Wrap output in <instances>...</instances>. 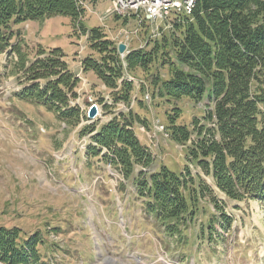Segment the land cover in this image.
Segmentation results:
<instances>
[{
	"label": "trees",
	"instance_id": "obj_1",
	"mask_svg": "<svg viewBox=\"0 0 264 264\" xmlns=\"http://www.w3.org/2000/svg\"><path fill=\"white\" fill-rule=\"evenodd\" d=\"M196 3L189 16H172L171 29L152 40V47L131 50L124 61L126 69L117 46L99 28L86 32L87 44L99 59L81 61L83 72L94 73L110 90L112 105L101 98L103 109L132 103L135 89L123 79L124 71L135 79L138 71L144 72L153 97L171 106L166 130L173 142L186 147L195 174L189 165L179 173L166 165L153 169L155 158L134 130L136 123L146 124L133 109L113 111L98 130L90 125L80 135L92 134L89 155L100 156L131 183L134 195L143 201L144 214L181 243L189 240L188 231L205 204L215 210L208 222L211 234L217 225L232 227L215 191L231 201L257 200L264 206V0ZM84 4V0H0V56L19 51L10 43L12 25L63 16L81 26ZM25 64L21 62L27 86L19 97L42 104L70 127L79 126L84 116L72 101L78 98L80 81L69 71L62 51L40 49L36 60L29 67ZM165 66L168 77L162 79L158 69ZM183 99L207 103L202 117H194L190 125L178 123L182 110L177 103ZM202 175L212 179V186ZM80 215L78 209L76 220L64 216L67 220L61 225L75 224L72 228L79 233ZM54 229L64 234L71 230L58 225ZM49 241L41 231L26 235L19 227L0 226V263H53L54 256L43 250L61 247Z\"/></svg>",
	"mask_w": 264,
	"mask_h": 264
},
{
	"label": "rangeland",
	"instance_id": "obj_2",
	"mask_svg": "<svg viewBox=\"0 0 264 264\" xmlns=\"http://www.w3.org/2000/svg\"><path fill=\"white\" fill-rule=\"evenodd\" d=\"M84 1L81 26L63 16L11 26L10 43L17 44L19 51L0 56V226L19 227L26 235L47 233L49 243L61 248L43 250L48 257L54 256L50 258L53 263L46 264H264V206L259 201H231L215 191L232 227L225 230L217 225L211 234L208 222L215 210L205 204L188 231L189 240L181 243L165 235L144 214L143 201L134 195L131 183L103 158L89 155L92 134L80 132L90 125L98 130L114 109H103L96 120L70 127L42 104L19 97L27 86L21 62L29 67L40 49L61 50L74 75L81 72V60L99 59L87 44L86 32L93 29H101L117 50L121 44L127 51L152 47L156 37L151 22L114 14L113 0ZM168 24H160L157 37L171 29ZM138 72L130 83L139 82L134 95L143 104L134 103L133 111L146 125L136 123L135 134L155 158L153 169L166 165L182 172L191 165L186 147L173 142L166 130V114L172 108L153 97L150 81L144 72ZM158 73L166 79L168 67L159 68ZM81 75L89 87L83 85L82 89L80 81L75 104L84 123L89 97L98 104L101 98L107 105L112 101L110 90L102 88L94 73ZM123 79L129 82L125 74ZM147 95L151 97L148 103ZM204 104L187 99L178 102L182 110L178 123L190 125L194 117H202ZM116 112L127 111L117 104ZM156 121L164 126V134L156 131ZM190 168L194 174L196 170ZM202 177L212 186L210 177ZM78 209L81 215L76 227L80 234L72 228L75 224L61 225L67 220L64 216L75 218ZM57 225L71 228L70 233H58L54 229Z\"/></svg>",
	"mask_w": 264,
	"mask_h": 264
},
{
	"label": "built area",
	"instance_id": "obj_3",
	"mask_svg": "<svg viewBox=\"0 0 264 264\" xmlns=\"http://www.w3.org/2000/svg\"><path fill=\"white\" fill-rule=\"evenodd\" d=\"M113 3V13L118 16L135 17V19L147 18L148 22L152 23V27L154 28L152 29V33L155 34L156 38H158L157 36H159L158 34L156 35V33L158 32L160 24L162 22L169 23L171 17L176 15L189 16L190 14H192L197 4L194 3L193 0H113ZM168 25V28H171V25ZM128 52L129 51L126 50L124 53ZM124 53L122 54V60ZM126 76L130 75L126 72ZM80 80L82 81V89H84L83 85L86 88L89 87V83L86 82V80L82 78H80ZM134 86L139 87V82L135 80ZM103 89L105 90V87H103ZM134 99L135 98H133V102L130 106L122 102L118 104H121L122 109H125L128 112L134 105ZM145 101L147 103L150 102L151 97L147 95L145 97ZM88 102L90 107H96L97 118L101 116L103 105H99L91 97L88 98ZM154 126H158V133H165V130L163 129V126L161 125V123H159V121H156Z\"/></svg>",
	"mask_w": 264,
	"mask_h": 264
},
{
	"label": "water",
	"instance_id": "obj_4",
	"mask_svg": "<svg viewBox=\"0 0 264 264\" xmlns=\"http://www.w3.org/2000/svg\"><path fill=\"white\" fill-rule=\"evenodd\" d=\"M126 51V46L121 44L118 46V52L120 54H123L124 52ZM97 115V109L95 106L91 107V109L89 110V113H88V118L90 120H93Z\"/></svg>",
	"mask_w": 264,
	"mask_h": 264
},
{
	"label": "bare ground",
	"instance_id": "obj_5",
	"mask_svg": "<svg viewBox=\"0 0 264 264\" xmlns=\"http://www.w3.org/2000/svg\"><path fill=\"white\" fill-rule=\"evenodd\" d=\"M193 2L196 3L197 0H193ZM140 19H144V21L148 22V19H147V18H140ZM129 53H130V51H129L128 53H124V54H126V56H127ZM120 55H122V54H120ZM120 58H121V56H120ZM121 61L123 62V66H124V68L126 69V65H125V63H124L125 59L122 60V58H121ZM124 72H125V76H126V71H124ZM126 78L128 79L129 82H132V78H131V76H126ZM155 128H156V131H158V126H156ZM163 129L165 130L164 126H163ZM169 136H170V135H169ZM169 138H170V137H169ZM109 156H110V155H109ZM112 167H114V166L112 165Z\"/></svg>",
	"mask_w": 264,
	"mask_h": 264
}]
</instances>
